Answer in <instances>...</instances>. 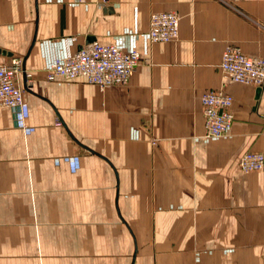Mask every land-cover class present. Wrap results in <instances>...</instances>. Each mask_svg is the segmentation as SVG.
<instances>
[{
	"label": "crops",
	"instance_id": "crops-1",
	"mask_svg": "<svg viewBox=\"0 0 264 264\" xmlns=\"http://www.w3.org/2000/svg\"><path fill=\"white\" fill-rule=\"evenodd\" d=\"M179 34L152 43V12ZM98 41L137 51L126 85L47 81ZM264 58V0H0V64L32 88L0 108V264H264V84L219 68L226 45ZM232 96L231 126L205 136L201 96Z\"/></svg>",
	"mask_w": 264,
	"mask_h": 264
},
{
	"label": "built area",
	"instance_id": "built-area-1",
	"mask_svg": "<svg viewBox=\"0 0 264 264\" xmlns=\"http://www.w3.org/2000/svg\"><path fill=\"white\" fill-rule=\"evenodd\" d=\"M180 16L175 11L152 12L148 22V37L154 42H169L179 34ZM142 58L137 51H125L113 44L90 41L71 57L56 59L46 70L47 81L57 78L72 80L82 77L86 82L103 89L126 85ZM220 70L233 82L260 87L264 84V58L251 56L235 45H226L221 56ZM32 88L31 73L23 66L22 58L11 57L0 64V108L20 113L23 93ZM233 98L222 90L202 94V114L205 136L220 137L232 124ZM264 166L261 152H245L238 160L241 172L260 171Z\"/></svg>",
	"mask_w": 264,
	"mask_h": 264
},
{
	"label": "water",
	"instance_id": "water-1",
	"mask_svg": "<svg viewBox=\"0 0 264 264\" xmlns=\"http://www.w3.org/2000/svg\"><path fill=\"white\" fill-rule=\"evenodd\" d=\"M259 90H260V87H258V88L256 89V94H258Z\"/></svg>",
	"mask_w": 264,
	"mask_h": 264
}]
</instances>
